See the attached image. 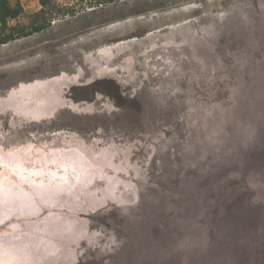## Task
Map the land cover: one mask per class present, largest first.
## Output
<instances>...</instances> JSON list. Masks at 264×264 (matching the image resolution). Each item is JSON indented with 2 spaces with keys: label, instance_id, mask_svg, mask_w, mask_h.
<instances>
[{
  "label": "rangeland",
  "instance_id": "374dc122",
  "mask_svg": "<svg viewBox=\"0 0 264 264\" xmlns=\"http://www.w3.org/2000/svg\"><path fill=\"white\" fill-rule=\"evenodd\" d=\"M9 1L0 38L30 34L0 44L9 261L264 264V0ZM41 234L76 258L22 255Z\"/></svg>",
  "mask_w": 264,
  "mask_h": 264
},
{
  "label": "bare ground",
  "instance_id": "6f19581e",
  "mask_svg": "<svg viewBox=\"0 0 264 264\" xmlns=\"http://www.w3.org/2000/svg\"><path fill=\"white\" fill-rule=\"evenodd\" d=\"M173 33H175V34H178V31L177 30H175V31H173ZM154 39V38H153ZM170 40H172V38L170 37ZM155 43V42H154ZM140 45V44H139ZM154 45V44H153ZM157 45V44H156ZM155 45V47H154V49H155V51L156 50H158L159 49V47H157ZM122 45L121 44H119V45H117V46H112V48H110L111 50H113V51H115L116 49H119L120 47H121ZM109 49V48H108ZM107 50V49H106ZM146 50V49H145ZM110 51V50H109ZM147 53V51H144V53ZM106 53V52H105ZM109 53V52H108ZM104 57H106V56H104L103 54H102V52H98L97 53V61H99V60H101V59H103ZM88 59H92V57H88ZM101 75L102 76H100V78H105V80H100L101 82H103V83H105V86H108L107 85V78H106V76L107 75H110V73L109 72H104V73H101ZM111 78V77H110ZM65 78L64 77H59V78H57V79H54V80H51V81H49V83H43V87L44 88H49L50 86H53V85H55V84H61V83H63L65 80H64ZM100 81H99V83H100ZM78 82V79H75L74 80V83H77ZM35 86H37V85H31V86H27V87H25V86H23V88L24 89H22V90H30V89H33V88H35ZM98 88H100V86L98 87ZM92 91V87H83V88H80L79 89V94L80 93H83V94H85V96H86V94H88L89 92L88 91ZM12 94V93H11ZM14 94V93H13ZM60 95V94H59ZM22 180H23V178H21ZM55 233H56V231H55ZM46 234V233H45ZM42 236H41V242H40V244H38L37 246H35L34 247V249H28V248H26L25 250V252H23V253H21L22 255H25V254H31V255H28L30 258L34 255V253H36V254H38V252H37V248L36 247H40V246H42L43 245V247H45V246H47L48 248H50V249H53V250H55L56 248H58V247H61V250H60V252H62V254L63 255H66V256H68L69 258H72V259H75L76 258V250L73 248V246L71 245V241H70V239L69 238H67V239H65L67 236L66 235H62V236H60L59 234H57V235H55L54 237H52V235H51V240H53L54 241V243H56L55 245L53 244V245H50V243H48V241L49 240H47V236L48 235H46V236H44V234H41ZM65 237V238H64ZM39 238V236L37 235V233H35L34 235H31V236H29L28 238H26V239H23L25 242H24V244L25 243H28V242H33V241H37V240H39L38 239ZM49 239V238H48ZM28 242H27V241ZM22 244V243H21ZM58 244V245H57ZM28 249V250H27ZM6 249H1L0 250V253L1 254H3V253H5V254H3L4 255V257L2 258L1 256L2 255H0V264H19V262H20V260H21V262H27V263H25V264H29V262H28V260H29V258L27 259V261H23V259H18L17 257H15L17 260H19V262H17V261H12V260H10L9 261V259H8V257H10L11 256V253L12 252H15V250L14 249H12L11 251H5ZM17 251V250H16ZM3 252V253H2ZM39 259H35L33 262L34 263H32V264H41V263H43V259H44V256H37ZM33 260V259H32ZM62 262H58V263H54V264H61ZM31 264V263H30Z\"/></svg>",
  "mask_w": 264,
  "mask_h": 264
},
{
  "label": "trees",
  "instance_id": "16d2710c",
  "mask_svg": "<svg viewBox=\"0 0 264 264\" xmlns=\"http://www.w3.org/2000/svg\"><path fill=\"white\" fill-rule=\"evenodd\" d=\"M43 7L48 5V0H40ZM23 13L20 5L13 6L9 0H0V32H6L11 20L18 18ZM46 27V24L35 26V32H40ZM30 35L27 31H19L18 35L10 32L8 35L0 38V44H6L15 40L17 37L22 38Z\"/></svg>",
  "mask_w": 264,
  "mask_h": 264
},
{
  "label": "crops",
  "instance_id": "0c3cea01",
  "mask_svg": "<svg viewBox=\"0 0 264 264\" xmlns=\"http://www.w3.org/2000/svg\"><path fill=\"white\" fill-rule=\"evenodd\" d=\"M12 167H14V169H11L12 170V172L14 173L15 171L16 172H18L19 170H18V168L16 167V166H12ZM15 172V173H16ZM33 199V198H32ZM28 200H31V199H28ZM23 211V210H22ZM21 214H22V212H21ZM41 220V223L39 222ZM40 220H38L36 223H39L40 225H42V223H43V218L42 219H40ZM34 226V225H33ZM32 226V227H33ZM44 228H45V226H44ZM61 228V226H54L53 227V230L55 231L56 229H60ZM32 235V234H31ZM30 235V236H31ZM25 241H22V243H24ZM2 249H4V248H2Z\"/></svg>",
  "mask_w": 264,
  "mask_h": 264
}]
</instances>
